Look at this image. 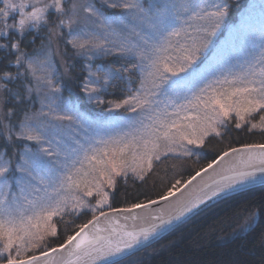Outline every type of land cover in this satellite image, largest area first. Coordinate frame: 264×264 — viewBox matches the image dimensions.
Returning <instances> with one entry per match:
<instances>
[{
    "label": "snow or ice",
    "instance_id": "obj_1",
    "mask_svg": "<svg viewBox=\"0 0 264 264\" xmlns=\"http://www.w3.org/2000/svg\"><path fill=\"white\" fill-rule=\"evenodd\" d=\"M110 6L121 7L117 3H111ZM122 7L132 9L138 8V5L131 3L124 4ZM216 7L217 11L200 17L207 21L206 27L197 28L194 36L189 37L185 33L187 37L185 43H178L175 48L179 55L174 56L170 51L173 45L169 38L179 37L182 28H174L168 32L166 37H163L162 42L152 44L148 50L150 55H146L145 52L138 53L136 45H123L119 48L120 53L140 55L142 64L145 59L148 63L141 68L144 78L141 80L140 89L122 101H109L111 105L109 110L121 108H126L130 112H137L138 109L147 110L152 113L148 119L166 130L149 132L148 137L141 138L138 143H125L118 148L110 147L111 138L109 140L96 139V134L102 130L103 125L91 120L81 113L75 104L59 96L49 100V106L54 103L60 108V112L55 114L52 120H40L38 123L28 122L23 125L22 134L25 138L35 141L40 146L36 151L27 149L22 155L23 163L18 169L21 175L17 181L20 194L23 196L30 188L33 193L43 192L45 195H37L35 200L29 201L32 206V214L29 216H21L19 219L12 216L4 219L0 216V239L6 240L3 251L9 253L7 264H38L39 257L33 256L28 260L18 259V257L28 248L37 247L38 241L43 240L46 235H56V226L52 223V218L69 206L70 198L64 195L53 200L48 195L50 185L57 192L60 189L66 193L82 190L84 195L89 197L93 195L95 189L97 194L101 195V199L97 201V206L92 210V219L79 225L78 231L68 236L59 248L44 251L42 256L49 257L51 254L61 252L68 245H73L76 250L87 246L88 250L84 251L83 255L88 258L90 264H97L100 261L103 264H120L127 250L132 249L135 244L140 243L142 239L148 240L158 230H163L173 221L192 213L206 201L222 194H228L235 190L236 185H242L248 180L259 179L264 182V144H245L241 148H230L222 151L217 158L210 161L206 167L196 171L187 180H176L159 195V199H149L145 203H133L130 208L126 209H110L114 213H133L138 209H149L161 202L175 204L174 213L165 216L161 209L160 215L153 217L158 223L139 231H117L116 229L108 231L99 227L101 217L107 218L109 215L108 212L103 211L104 205L108 202V195L100 191L102 186L106 184L109 188H114L115 177L127 175L129 169L143 179V174L152 169L153 160L161 159V140L165 142V145L175 144L179 139L186 141L188 145L202 146L205 137L212 133L219 135L217 125L222 124L232 113H235L240 121H244L253 113H264V72L261 73L262 79L259 81V87H232L217 92L213 84L208 82V75L211 74L209 64H205L204 60H199V57L227 14V5ZM87 11L92 15H98L91 7ZM139 11L143 12V9ZM103 19L105 24L112 25V20ZM189 40L190 43H188ZM69 42L81 49L85 48L87 43L76 39ZM148 43L149 41L145 39L144 44ZM12 47L16 48V45L12 44ZM28 66L29 68L34 67L31 62ZM90 76L97 78L85 83L82 91L87 94L90 101L98 105L104 104L105 101L99 99L96 94L108 86L109 80L117 78L118 73L106 72L100 77L97 73L90 72ZM215 83L222 82L217 80ZM223 83L234 84L235 81L225 80ZM195 89L198 91H194ZM55 91L58 92L59 89ZM161 95L171 101V107L174 110L172 113L167 111L169 104H164L163 109L160 108V102L156 97ZM45 99L49 98L45 97ZM186 104H193L199 111L196 116L185 115L183 120L187 123H181L179 115L181 110L185 109ZM46 115L43 112L39 114L41 117ZM172 115H176L177 120H168V117ZM260 120L264 121V115H260ZM240 126L238 122L236 127ZM151 127L146 126L145 131ZM252 127L255 128L257 125L253 124ZM173 129H175L174 132ZM80 131L84 133L83 138H77L76 134ZM44 143H47L48 147H44ZM96 145H103V147H96ZM131 147L142 150L135 151L128 157L126 151ZM173 150L171 147L168 148V151ZM184 154L190 155L191 153L186 151ZM236 155L241 156L240 164L243 168L238 169L236 165H232L227 169V175H221L218 179L197 187L200 183L197 181L198 177L203 180L209 170L214 172L217 167ZM85 162L89 165L87 169L84 168ZM6 172L7 168L0 167V177H3ZM257 173H260L259 177ZM57 184L59 188H55ZM3 195L4 193L0 192V196ZM3 203V200H0V206ZM77 206H84L83 201L72 205V207ZM2 211L0 207V212ZM97 211L99 215L95 214ZM104 232H107V235H103ZM14 247L15 257L12 255Z\"/></svg>",
    "mask_w": 264,
    "mask_h": 264
},
{
    "label": "trees",
    "instance_id": "obj_2",
    "mask_svg": "<svg viewBox=\"0 0 264 264\" xmlns=\"http://www.w3.org/2000/svg\"><path fill=\"white\" fill-rule=\"evenodd\" d=\"M88 1L101 5L105 16L114 22L126 13L122 7H111L112 0L110 3L62 0V11L56 13L50 9L47 22L36 31H25L22 38L10 31L5 41L7 47L0 48V74L11 73L10 79L0 81V158L12 166L28 143L22 134L23 125L41 107L43 94L35 70L48 57L60 72L61 96L87 115L102 116L100 106L92 107L82 91L88 68L98 75L118 73L117 78L110 80L100 92L105 102L122 101L138 88L142 71L137 56L111 53L89 60L69 42L74 32V19L79 17ZM260 1L221 0L222 6L227 5V14L218 38L227 36L243 22L259 7ZM141 3L151 12L154 6L162 5L159 0H141ZM15 19L16 14L9 17L10 21ZM118 30L116 32H120ZM16 40H19V48L14 50L12 44ZM30 62L33 68H29ZM260 115L264 113H253L244 121L229 117L220 126L219 135L208 136L202 146L194 149V154H170L153 160L152 169L143 179L131 175L115 177L116 185L109 190V208L103 211L157 200L176 180H187L222 151L245 144H264V121L260 120ZM238 122L239 128L236 127ZM253 124L257 127L253 128ZM92 217L93 213L86 210L61 214L54 219L56 235H46L38 241L37 247L28 248L18 259L60 247L68 236L78 231L79 225ZM5 243V239H0V264L8 261V255L2 254ZM120 264H264V186L221 200Z\"/></svg>",
    "mask_w": 264,
    "mask_h": 264
},
{
    "label": "rangeland",
    "instance_id": "obj_3",
    "mask_svg": "<svg viewBox=\"0 0 264 264\" xmlns=\"http://www.w3.org/2000/svg\"><path fill=\"white\" fill-rule=\"evenodd\" d=\"M99 1H107L110 3L111 0ZM159 1L162 4L161 7L154 6L153 11L151 12L150 10L142 7L141 0H112L111 3H117L121 5V7L124 4L135 3L138 5V8L126 9L122 7L126 13L115 22L113 21L111 26L104 23L103 18H110L105 16L104 9L101 5L88 1L84 8H81L82 13L79 14V17L74 19L75 27L74 32L70 36V40L72 41L76 39L80 42H87L85 44V48H75H77L83 56L89 60L100 56L105 57L111 53L122 54L119 52V48L123 45H136L138 53L145 52L146 55H150L151 53L148 50L151 48L152 44L158 41L162 42L163 37H166L168 32L172 31L174 28H182L183 30L181 31V35L179 37L169 38L173 45L170 51L175 56L179 55V53L175 51L178 43H185L187 39L185 33H187L189 37L194 36L196 35L195 30L197 28L207 26V21L200 19V17L205 16L207 13L217 11V5L222 6L221 0ZM89 7L95 9L98 15H92L89 11H87ZM139 9H143V12L139 11ZM117 28L120 32H116V30H118ZM221 28L222 27L220 25V27L216 30L215 35L210 37V42L208 43L207 48L202 50V54L199 57V60H204L205 64H209V71H211V74L208 75V82L213 84V87L216 88L217 92H221L224 89L232 87H259V81L262 79L261 73L264 72V0H261L259 7L252 10L243 22H240L228 33L227 36L219 39L218 35ZM145 39L149 41L147 45L144 44ZM188 43H190V40ZM97 45H99V47H97ZM135 56H137L141 68L148 63L145 59L142 64L140 55ZM206 57L207 59H205ZM86 72L88 75L85 83H87L90 79L95 80L97 78L95 76H90V72L97 73L91 68H88ZM35 73L37 75L40 90L43 94V99L39 110L36 113L31 114L25 123H38L40 120H52L54 115L60 112V108H58L56 104L52 103L51 106H49V100L52 97H62L60 72L57 70L51 57H48L46 62L41 64L38 69L35 70ZM98 76L102 77L103 75ZM143 78L144 73H141L138 88H136L130 95H134L137 90L140 89L141 80ZM49 80L51 81L50 83ZM217 80L222 83H215ZM225 80L235 81V83H223ZM201 87H203V85H201ZM55 89H59V91L56 92ZM104 89L105 88L101 89L100 92ZM194 91H198V89H195ZM100 92L96 94L97 97L105 100L100 95ZM45 97H48L49 99H45ZM189 97L191 98V93L189 94ZM156 99L160 102L159 106L161 109H163L164 104H169L167 111L169 113L174 111L171 107V101L168 98L161 95L156 97ZM64 100L68 101L66 99ZM87 101L92 107L97 108L100 106L102 116L93 117L87 115V113L85 114L84 112L79 111L84 113L91 120L100 122L103 125L102 130L96 134V139L102 138L104 140H109L111 138L112 143H110V147L118 148L122 147L125 143H138L141 138L148 137L149 132L157 130L162 132L166 130L161 129L159 124H153V120L148 119L152 113L147 110L141 111L138 109L137 112L127 111L126 108L109 110L111 105L108 102L98 105L94 101H90L88 96ZM113 102L119 101L117 100ZM181 103L185 102L181 101ZM198 111L199 110L195 108L193 104H186L185 109L180 112V122L187 123V121L183 120V117L185 115L196 116ZM41 112L46 113L47 115L41 117L39 116ZM200 114L202 115L203 113ZM231 116L235 117L237 121H240L239 118L236 117L235 113H232L230 117ZM35 117H38V119H35ZM30 118L33 119L30 120ZM168 120H177V116L172 115L168 117ZM225 122L226 119L222 124L217 125L218 132L220 130V126ZM146 126L152 127L149 128L148 131H145ZM174 131L175 129H173V132ZM76 135L77 138L84 137V133L82 131ZM210 135L216 134L212 133ZM207 137H205V139ZM160 143V150L162 153L161 156L170 154L185 155L184 153L186 151L190 152V155H192L195 153L194 149L200 147L196 145H188L186 141H180L179 139H177L175 144L165 145L163 140H161ZM39 146L40 145H38L35 141L28 140L25 150L20 155L14 166H12L9 161L0 158V167L7 168V172L4 176L0 177V192L4 193L3 196H0V200H3L4 202L3 205L0 206L3 209V211L0 212V216L4 219H8L9 216L19 219L21 216L26 217L31 215L32 206L29 204V201L35 200L37 195H45L43 192L39 194L33 193L29 188L22 196L20 194V187L17 184L21 175L18 169L23 163L22 155L27 149L36 151ZM43 146L48 147L47 143H44ZM96 147H103V145H96ZM169 147L174 150L168 151ZM139 150L142 149L131 147L126 151V156L130 157L133 152ZM129 163H131V159H129ZM77 167L80 166L77 165ZM88 167L89 165L85 162L84 168L87 169ZM127 175L140 179L131 171V169L127 171ZM144 175L145 173L143 176ZM5 185H7V187H5ZM55 188H59V185L57 184ZM109 190L110 188L106 184L103 185L100 190L102 193H107L108 195V202L104 205L103 210L109 208ZM48 195L51 196L53 200L64 195H67L70 198L69 206L59 215L53 216V224L54 219L65 212H79L86 210L93 213V208L97 206V201L101 199V195H98L95 189L93 190V195L89 197L84 195L82 190H73L71 193H66L63 189H60L59 192H57L51 185L48 187ZM25 197H27V199H25ZM71 197H75V199H71ZM79 201H83L84 206L72 207L73 204H77ZM15 253L16 249L14 247L12 249V254ZM2 254L9 255L7 251H2Z\"/></svg>",
    "mask_w": 264,
    "mask_h": 264
},
{
    "label": "water",
    "instance_id": "obj_4",
    "mask_svg": "<svg viewBox=\"0 0 264 264\" xmlns=\"http://www.w3.org/2000/svg\"><path fill=\"white\" fill-rule=\"evenodd\" d=\"M240 160L241 156L236 155L230 157L224 164L217 167L214 172L212 170H209V173L204 175L203 180H201V178L199 177L197 178V181L200 182L197 184V187L204 183H210L211 181L218 179L221 175H227V169L230 168L232 165H236L238 169L243 168V165L240 164ZM259 175L260 173H257L258 177ZM260 186H264V182H261L259 179L255 181L248 180L245 181L242 185H236L235 190L230 191L228 194H222L219 197H215L212 200L206 201L205 204H202L198 209H195L192 213L181 217L179 220L173 221L172 224L167 226L165 229L158 230L157 233L151 235L148 240L142 239L141 242L135 244L132 249L127 250L126 254L121 258L120 261L128 258L129 256L139 251H142L143 249H145V247L147 248L153 243H156V241H158L165 235L169 234L182 224L186 223L188 220H191L203 210L211 207L212 205L220 202L221 200ZM161 209H163L165 216H167L168 214L174 213L175 204L161 202V204L152 206L149 209H138L133 213H114L110 210H107L105 212H108L109 215L107 218L101 217L99 227L108 231H111L112 229H116L117 231H139L141 229H146L152 224L158 223V221L154 220L153 217L160 215ZM133 217L136 218L134 219ZM102 234L107 235V232H104ZM87 250V246H85L81 250H76L73 245H68V247H66L63 251L51 254L49 257H44L42 256V254L36 255L35 257L40 258L38 264H90L88 258L83 255L84 251ZM78 257L80 258L78 259ZM30 258L23 260H28ZM4 264H7V262ZM97 264H103V262L100 261L97 262Z\"/></svg>",
    "mask_w": 264,
    "mask_h": 264
},
{
    "label": "clouds",
    "instance_id": "obj_5",
    "mask_svg": "<svg viewBox=\"0 0 264 264\" xmlns=\"http://www.w3.org/2000/svg\"><path fill=\"white\" fill-rule=\"evenodd\" d=\"M53 9L56 13L62 11V0H0V48H6L7 36L15 31L21 38L25 31H36L40 25L47 22V13ZM16 14V19L9 17ZM15 49L19 48V40L13 42ZM15 66V61L13 62ZM11 78V73L0 74V81ZM2 90V89H0Z\"/></svg>",
    "mask_w": 264,
    "mask_h": 264
}]
</instances>
